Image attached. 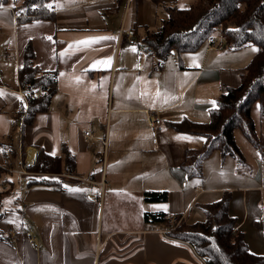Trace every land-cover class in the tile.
I'll return each mask as SVG.
<instances>
[{
  "label": "crops",
  "instance_id": "crops-1",
  "mask_svg": "<svg viewBox=\"0 0 264 264\" xmlns=\"http://www.w3.org/2000/svg\"><path fill=\"white\" fill-rule=\"evenodd\" d=\"M187 2L51 0L52 19L26 22L19 21L12 0L1 4L0 187L15 197L5 200L0 220L6 238L0 240V264H207L190 244L164 232L166 217L186 221L192 211L199 217L200 207L224 192L248 250L264 253V150L246 146L243 158L255 164L247 171L214 150L202 163L201 178L189 179L180 168L185 150L201 148L204 139L171 127L182 119L208 122L219 94L239 85L256 46L214 50L204 42L193 52L171 51L175 55L156 67L151 54L118 36L133 29L140 41L166 19L165 6ZM105 36L115 39L77 44ZM28 43L34 63L56 72V90L25 125L20 112L26 93L17 70ZM109 58L110 66L95 63ZM145 110L161 118L155 138ZM63 145L74 156V174L28 171L38 150L61 156ZM10 175L19 179L17 186ZM40 177L61 187L26 185ZM148 191H165L167 199L146 200ZM159 212L165 214L160 221L145 217Z\"/></svg>",
  "mask_w": 264,
  "mask_h": 264
},
{
  "label": "trees",
  "instance_id": "trees-1",
  "mask_svg": "<svg viewBox=\"0 0 264 264\" xmlns=\"http://www.w3.org/2000/svg\"><path fill=\"white\" fill-rule=\"evenodd\" d=\"M8 0H0V5ZM19 21L52 19L51 0H12ZM167 17L154 31L144 33L140 42L157 60L156 67L175 51L178 55L196 51L208 37L215 36L225 42L223 49L236 50L246 45H255L257 51L244 68L240 83L227 87L219 94L215 106L210 109L206 123L182 119L171 123L175 131L197 134L203 137L199 149L187 148L180 164L187 178H201L202 163L218 150L221 156H232L237 164L243 163V155L233 135L239 129L243 137L257 151L264 150V134L255 126L251 110L255 105L260 124L264 122V0H197L185 6H165ZM17 80L26 93V107H22L23 124L31 122L36 112L44 111L51 95L56 90V72L43 71L34 63V53L28 43L22 53V63L17 70ZM40 87L41 93L36 92ZM29 172L39 174H74L73 154L63 145L61 156H53L38 150L34 161L27 166ZM45 184L61 187L57 180L31 178L26 185ZM9 189L0 187V220L4 215L5 200L14 201ZM144 199L165 202V191H148ZM229 193L224 192L217 201L202 205L204 220L187 224L181 220L167 234L187 242L202 256L207 264H264V253H251L243 236L235 228V218L228 213ZM164 213L145 214L147 219L158 221ZM0 240L6 238L0 232Z\"/></svg>",
  "mask_w": 264,
  "mask_h": 264
},
{
  "label": "built area",
  "instance_id": "built-area-1",
  "mask_svg": "<svg viewBox=\"0 0 264 264\" xmlns=\"http://www.w3.org/2000/svg\"><path fill=\"white\" fill-rule=\"evenodd\" d=\"M118 36H123L125 40L132 45H135L139 48V50L146 52L147 54H151L150 49H146L144 44H142L138 38L135 30L133 29H125V30H120L118 33ZM205 45L207 49H214V50H222L225 46V42L215 36L208 37L205 40ZM40 87L36 88V92L40 91ZM23 94V93H20ZM145 121L149 129L151 130L152 137H156V133L158 131L159 125L161 123V118L158 116V114L154 111L151 110H145ZM84 136L88 137L90 135L89 131H85ZM1 149L3 151H6V147L2 146ZM24 173V172H23ZM184 216L183 215H169L166 217V227L164 232L169 231L177 224L183 220ZM7 233L9 235H13V230L12 228L8 227L7 228ZM27 239L32 242L35 246H37V240L35 236L33 235L32 232H27Z\"/></svg>",
  "mask_w": 264,
  "mask_h": 264
},
{
  "label": "rangeland",
  "instance_id": "rangeland-1",
  "mask_svg": "<svg viewBox=\"0 0 264 264\" xmlns=\"http://www.w3.org/2000/svg\"><path fill=\"white\" fill-rule=\"evenodd\" d=\"M184 1H186V0H184ZM193 2H191V0H188V2H187V4L186 5H190V4H192ZM173 55H175V53H172V55H169L167 58H171V56H173ZM258 112H257V108H256V106L254 105L253 106V108H252V110H251V116H252V118H253V120L255 121V124L257 125L258 124V122H259V119H258ZM258 126V125H257ZM259 129L260 130H262V129H264V122H262L261 124H259ZM233 135H234V139H235V142H236V144H237V146H238V148H239V150H240V152L241 153H245V154H247V147L248 148H251L250 147V144H249V142L243 137V135H242V133L240 132V130L239 129H235L234 131H233ZM247 146V147H246ZM235 163L237 164V162L235 161ZM254 165L255 164H253L250 160L249 161H245L244 159H243V163H241V164H237V167H244V169L247 171V170H249V167H254ZM10 176H12V175H10ZM16 176H12L11 177V180L13 181V182H15L14 183V186H17L18 185V178H15ZM13 178L15 179V180H13ZM8 199H11V198H9L8 197ZM195 208V207H194ZM199 217H198V215H193V211H192V213H191V215H190V217L189 218H187L186 219V223L187 224H192V223H195V222H197V221H202V220H204V217H203V215H202V213L201 212H199ZM199 218V219H198ZM188 221H192V222H188Z\"/></svg>",
  "mask_w": 264,
  "mask_h": 264
},
{
  "label": "snow or ice",
  "instance_id": "snow-or-ice-1",
  "mask_svg": "<svg viewBox=\"0 0 264 264\" xmlns=\"http://www.w3.org/2000/svg\"><path fill=\"white\" fill-rule=\"evenodd\" d=\"M0 7H2V5H0ZM48 7H51V5H48ZM49 39H51V37H49ZM111 39H115L114 37H97V38H89V39H86V40H82V41H78L77 44L79 45H90V44H93V43H96L100 40H111ZM133 51H135V49H133ZM97 64H107L110 66V63H111V59H107V60H101V61H97L95 62ZM137 67H139V65H137ZM178 139H188L187 137H177ZM73 191H79L78 189H73Z\"/></svg>",
  "mask_w": 264,
  "mask_h": 264
},
{
  "label": "bare ground",
  "instance_id": "bare-ground-1",
  "mask_svg": "<svg viewBox=\"0 0 264 264\" xmlns=\"http://www.w3.org/2000/svg\"><path fill=\"white\" fill-rule=\"evenodd\" d=\"M33 156V151H31V153H30V155H29V160H28V162H31L32 161V158L34 157H32Z\"/></svg>",
  "mask_w": 264,
  "mask_h": 264
}]
</instances>
